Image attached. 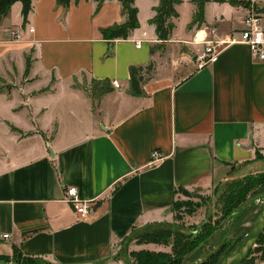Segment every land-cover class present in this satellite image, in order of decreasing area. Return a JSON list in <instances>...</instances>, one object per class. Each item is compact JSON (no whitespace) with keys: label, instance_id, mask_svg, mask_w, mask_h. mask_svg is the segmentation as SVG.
<instances>
[{"label":"crops","instance_id":"crops-1","mask_svg":"<svg viewBox=\"0 0 264 264\" xmlns=\"http://www.w3.org/2000/svg\"><path fill=\"white\" fill-rule=\"evenodd\" d=\"M181 1L166 42L151 23L160 0L135 1L140 28L126 40L101 34L125 22L119 0L100 8L72 0L68 9L34 0L25 27L18 2L0 18L1 258L121 264L134 233L175 224L181 192L207 193L234 168L264 163V62L233 44L216 63L196 67L204 50L196 33L239 40L245 11L207 3L205 23L189 29L197 5ZM152 63L144 96L130 95V68ZM93 80L121 88L96 101L76 85ZM156 150L164 159L150 166ZM67 186L94 202L91 218L65 202Z\"/></svg>","mask_w":264,"mask_h":264},{"label":"trees","instance_id":"trees-1","mask_svg":"<svg viewBox=\"0 0 264 264\" xmlns=\"http://www.w3.org/2000/svg\"><path fill=\"white\" fill-rule=\"evenodd\" d=\"M34 0H0V18L7 17L13 5L15 3L20 2L22 4V18H23V26L25 27L28 23V17L32 11ZM72 0H57L58 5L68 9ZM98 2V8L102 6L105 0H96ZM122 4V13L125 17V22L122 24H115L108 28L101 29L102 37L105 40H126L130 37L132 32L140 28V22L138 19V8L135 6L136 0H119ZM194 4L197 5V13L194 16V20L192 24L189 26V29L193 28L195 25H202L205 23L204 18V7L207 3L215 2V3H229L233 6L241 5V2L238 0H192ZM182 4L181 0H160V4L155 8L156 15L151 21L153 25L156 26V33L158 39L162 42H166L170 39L174 30L176 29V25L173 22L174 19L178 18L177 6ZM156 47L151 49V53H155ZM31 66V59L27 58L26 64V74L29 73ZM154 64H150L149 66H132L129 70L130 81H129V94L134 97H142L144 96V86L146 83L151 80V73L154 71ZM92 87L89 90L91 97L94 100H100L103 96L114 91L111 86V82L97 81L93 80L91 83ZM17 131V130H16ZM245 184H238L236 188L229 189V197L226 198V206L223 211L222 221H225L226 229L230 230L235 226L237 220L243 215L244 211H246L247 207L242 206L245 202L252 203L256 198L264 197V190H261L259 193L255 194L254 191L260 187H264V172L256 175L255 177H250L249 179H245ZM184 193L186 191H183ZM189 193V192H187ZM251 196V199L248 200V197ZM176 211V204L174 206ZM244 208V211L236 215L233 214L239 209ZM178 215L176 214V219ZM256 218V217H255ZM255 220V219H254ZM170 227H156L149 228L144 230L143 232L134 233L136 236L134 240L138 245H161L168 246L172 244L173 250L172 253L166 252H156L150 250H140V251H132L130 252V258L133 264H180L181 258L184 255H188L192 253L202 241L203 238H208L213 233V228L209 229V233L204 235V233H198L196 238L193 236H182L179 233H173L170 230ZM236 227V226H235ZM249 232V231H248ZM248 232H244V237ZM133 234V235H134ZM259 242L264 243V233L260 237ZM231 249L230 251H232ZM228 255V254H227ZM215 257L212 254L209 258L213 259ZM258 260L264 261V256L259 258ZM14 261L17 264H30L34 263L33 259H22L21 256H16ZM256 259L250 261L249 264L254 263ZM10 262L9 258H1L0 263H8ZM40 264L39 262H36Z\"/></svg>","mask_w":264,"mask_h":264},{"label":"rangeland","instance_id":"rangeland-1","mask_svg":"<svg viewBox=\"0 0 264 264\" xmlns=\"http://www.w3.org/2000/svg\"><path fill=\"white\" fill-rule=\"evenodd\" d=\"M185 18L182 19V23ZM201 31V30H199ZM204 46V45H203ZM154 72L151 73L153 76ZM1 81V80H0ZM79 88L89 92L92 85L87 81L76 84ZM5 88L0 84V92ZM90 93V92H89ZM264 172V163L255 165V167H239L234 168L232 173L229 174L222 182L216 183L214 187L204 194L199 193H187L181 192L179 200L176 202V219L173 227L170 230L173 233H179L182 236H193L196 238L197 232L204 233L203 237L209 233V229L213 228V233L208 238H203L200 245L188 255H184L181 258L180 264H220L222 259L234 249L240 241L244 238V232H248L252 227L255 217H257L263 206V200L256 198L254 202H245L242 206L247 207L243 215L237 220L235 226L227 230L225 227V221H222L223 211L226 206V198L229 197V189L236 188L238 184L243 183L245 179L255 177ZM264 190V187H260L254 191L255 194ZM248 200L251 199V196ZM132 235L130 240L126 241L120 248L119 256L121 258V264H133L130 258V252L136 248L133 244L134 237ZM260 240V239H259ZM148 250H161L160 252L172 253V244L168 246H161L155 244H149ZM156 252H159L157 251ZM214 254L215 257L210 259L209 257ZM264 256V243L257 242V245L253 248L250 256L243 264H249L254 259H259ZM13 261V260H12ZM48 264L44 260L36 259L34 263L30 264ZM13 263V262H8Z\"/></svg>","mask_w":264,"mask_h":264},{"label":"built area","instance_id":"built-area-1","mask_svg":"<svg viewBox=\"0 0 264 264\" xmlns=\"http://www.w3.org/2000/svg\"><path fill=\"white\" fill-rule=\"evenodd\" d=\"M241 2V8L245 11L243 19V30L240 32L239 40L232 35H226L220 38L216 35L215 29L210 32L201 30L196 33L195 41L204 45L203 52L196 58L197 70H201L217 62L222 51L233 44H246L250 47L256 60L264 62V0H238ZM33 32V29L29 30ZM205 35L199 39L201 33ZM12 38L19 40L20 35L17 31L12 32ZM212 35V38L210 36ZM142 41H135L137 48L142 47ZM113 89H120L118 81L111 83ZM164 157L159 151H154L151 155L150 166H155L163 161ZM65 202L73 209L79 219L91 218L95 213L93 201H84L81 199L79 190L75 186H67L64 189ZM4 239L8 235L3 236Z\"/></svg>","mask_w":264,"mask_h":264},{"label":"water","instance_id":"water-1","mask_svg":"<svg viewBox=\"0 0 264 264\" xmlns=\"http://www.w3.org/2000/svg\"><path fill=\"white\" fill-rule=\"evenodd\" d=\"M51 156L54 157V153L51 148H49ZM263 200V206L255 218L252 227L245 237L240 241V243L226 255L220 264H243L250 256L253 248L257 245L260 237L264 233V197H259ZM244 211V208L236 211L233 216L235 217L239 213ZM3 264H17V263H3Z\"/></svg>","mask_w":264,"mask_h":264},{"label":"bare ground","instance_id":"bare-ground-1","mask_svg":"<svg viewBox=\"0 0 264 264\" xmlns=\"http://www.w3.org/2000/svg\"><path fill=\"white\" fill-rule=\"evenodd\" d=\"M201 34H202V33H201ZM201 34L199 35V39H200V40H201V38L205 35V34H204V35L201 37Z\"/></svg>","mask_w":264,"mask_h":264}]
</instances>
